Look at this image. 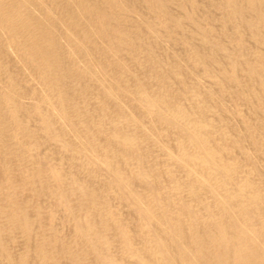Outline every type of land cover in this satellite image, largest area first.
Returning <instances> with one entry per match:
<instances>
[{"label": "bare ground", "instance_id": "bare-ground-1", "mask_svg": "<svg viewBox=\"0 0 264 264\" xmlns=\"http://www.w3.org/2000/svg\"><path fill=\"white\" fill-rule=\"evenodd\" d=\"M0 264H264V0H0Z\"/></svg>", "mask_w": 264, "mask_h": 264}]
</instances>
